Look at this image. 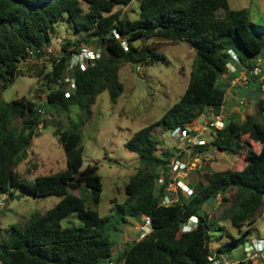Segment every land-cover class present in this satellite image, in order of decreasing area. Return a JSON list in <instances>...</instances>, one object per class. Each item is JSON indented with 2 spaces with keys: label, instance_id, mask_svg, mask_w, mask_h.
Wrapping results in <instances>:
<instances>
[{
  "label": "trees",
  "instance_id": "trees-1",
  "mask_svg": "<svg viewBox=\"0 0 264 264\" xmlns=\"http://www.w3.org/2000/svg\"><path fill=\"white\" fill-rule=\"evenodd\" d=\"M132 1L0 0V90L4 91L15 81L19 63L29 54L28 48L50 46L60 21L67 20L76 32L86 34L82 39L67 40L60 55L52 59L51 69L44 76L46 82L38 88V95L42 91L47 94L45 105L25 97L0 100V196L13 197L21 189L34 197H61L47 211L34 212L23 225L0 228L6 234L0 233L3 264H104L109 260L115 264H207L214 249L210 244L212 221L205 212L206 206L218 200L220 194L225 202L221 217L230 218L240 231L254 223L263 207L264 123L254 114H246L242 121H227L224 128L214 130L216 137L211 143L186 145L179 154L160 150L162 141L154 129L160 126L174 137L172 133L176 129H185L201 116L219 112L231 83L223 75H229L230 80L236 76L228 64L238 61L246 68L255 66L248 60L264 53V24L252 21L248 8L232 9L229 0H138V18L114 9ZM220 9L224 10L223 16L217 14ZM116 33L127 39V49ZM157 37L186 42L196 51V58L178 102L168 105L159 120L139 129L125 143L139 155L141 165L125 185L128 201L119 204L114 214L124 222L128 221L127 215L137 219L147 216L152 224L145 238L125 242L118 249L108 230L114 214L102 216L87 205V201L100 204L103 182L97 164L83 168L82 127L92 117L91 104L100 93L108 91L111 101L116 103L124 92L120 80L124 63L149 65L164 59L153 45L136 44ZM82 44H95L103 50V55L86 71L69 70L77 87L66 96L60 79L66 75L72 51ZM44 54L45 51L38 57ZM46 107L47 111L52 108L70 111L78 107L82 116L77 121L71 120L66 130L52 123L63 146L67 168L33 178L36 164L32 167L27 164L24 172L19 167L29 158L40 126L48 125L42 118ZM17 118L22 119L20 128L14 125ZM244 135L250 140L245 142L249 146L242 154L245 165L209 171L196 186L189 182L193 188L191 195L181 194L169 206L162 204L173 177L168 167L173 157L184 159L182 155L187 148L203 152L209 145L241 154ZM159 168L164 170V179L157 187ZM74 189L82 194H74ZM229 190L233 193H228ZM85 191L88 193L83 195ZM192 216L199 219L197 227L183 231ZM231 236L217 252L233 253L240 247L242 251L244 244L250 242L243 236ZM252 263L251 260L237 264Z\"/></svg>",
  "mask_w": 264,
  "mask_h": 264
},
{
  "label": "rangeland",
  "instance_id": "rangeland-1",
  "mask_svg": "<svg viewBox=\"0 0 264 264\" xmlns=\"http://www.w3.org/2000/svg\"><path fill=\"white\" fill-rule=\"evenodd\" d=\"M229 4L232 9L248 8L251 12V20L264 24V0H229ZM85 9H87L86 5ZM114 9H120L130 18L139 17L138 0H133L127 6H116ZM217 14L223 16L224 10H218ZM85 35L84 31L76 32L67 20L60 21L50 46L46 48L47 50L51 49L52 53H49L48 50L40 58L33 57L28 62L19 63V74L10 86L4 91L0 90V100L11 101L15 98L25 97L36 101L39 105L41 103L45 105L46 92L42 91L39 95L38 92L46 82L44 76L51 69L52 59L56 55H60V49L67 40L82 39ZM144 42L153 45L164 59L149 65L134 66L132 63H124L120 71L124 92L116 103L111 101L108 91L100 93L96 101L91 104L92 117L82 127V144L85 147L83 168L88 164H97L99 166L98 173L102 176L103 182L100 204L96 205L87 201V205L98 210L102 216L113 215L119 204H125L128 201L125 185L141 165L139 155L127 148L125 143L139 129L159 120L168 105L178 102L187 87L196 58V51L184 41L174 42L157 37L142 42L139 40L136 44ZM249 60L252 63L256 61L253 57H250ZM247 84L249 83L237 82L234 88ZM50 86L52 88L53 84ZM237 91L238 93H234L235 99L245 97V105L249 103L248 99H255L253 109L249 110L245 107V113L252 112L264 123V111L260 115L258 96L255 93H249L251 91H242L240 88ZM260 99L264 98L260 97ZM81 116L82 111L78 107H72L70 111H60L56 108L47 111L46 107L42 118L48 122V125L45 124L38 129L29 151V158L20 164V170L24 172L27 164L29 167L36 164L37 170L34 172L33 178L37 175L65 170L67 159L59 137L54 132V124L60 129L66 130L69 129L71 120L77 121ZM14 125L20 128L22 119H15ZM194 125L199 127L197 121ZM154 132L162 141L160 150L176 152V154H179L180 151L183 152L185 143L172 137L169 130L156 126ZM215 137L214 130L208 131L204 135L206 143H211ZM246 141L250 140L247 135H244L242 137L243 146L240 149L241 154L234 151H221L213 145H209L203 152H193V149L187 148V152L183 153L182 158L195 163L196 168L188 173L184 178L185 181L194 183L196 186L200 180H204V174L209 171L238 168L245 165L246 162L242 154L247 152V146H249L245 143ZM169 163L168 167H170ZM158 173L157 187L164 179V170L159 168ZM174 175L172 173V176ZM72 192L76 195L82 194L79 189H74ZM87 193L85 191L83 195ZM228 193H233V190H229ZM0 198L5 199V206L0 212V228L2 229L8 228L11 224L23 225L34 212H45L61 199L60 196L34 197L21 189H17L13 197L10 194H4ZM224 204L225 202L220 197L205 208V212L212 221L210 244L214 251H217L223 243L230 241L231 235L236 238L243 236L247 241L264 238V204L254 223L243 226L242 231L232 224L230 218L221 217ZM226 204L228 205V203ZM126 217H129L128 221L124 222L114 214L109 223L108 230L111 233V239L115 241L118 249L119 246L123 247L124 243L133 236L138 235L133 217L128 215ZM115 227L118 228V231L114 230ZM0 233L6 235L5 231H0ZM239 249L230 253L229 256L234 259L238 258ZM0 264L3 263L0 261ZM252 264H264V260L253 261Z\"/></svg>",
  "mask_w": 264,
  "mask_h": 264
},
{
  "label": "built area",
  "instance_id": "built-area-1",
  "mask_svg": "<svg viewBox=\"0 0 264 264\" xmlns=\"http://www.w3.org/2000/svg\"><path fill=\"white\" fill-rule=\"evenodd\" d=\"M116 37L121 42L123 47L127 49V39L120 36L116 33ZM77 48L73 47L72 49ZM49 50V48H48ZM46 48H28L29 54L25 60L28 62L29 59L33 57H38L44 51H48ZM52 53L50 49L48 51ZM103 55V50L100 47H97L95 44H82L78 50L72 51L71 57L67 62V72L64 78L60 79L62 83V89L65 90V95L70 96L75 92L77 83L75 78L70 74L69 70L79 68L81 71H86L89 67H94ZM233 57L236 58V55L233 53ZM253 77L260 81L262 88L264 89V59L261 56L257 57V64L253 68H246L245 71L239 76L238 81L248 83L249 78ZM246 103V98L242 97L239 99V104L244 105ZM39 112L44 113L43 109H39ZM196 121L199 124L194 125ZM194 123L188 125L185 129L178 128L172 134L174 137L178 138L180 141L185 143V146H194L200 145L205 142L203 136L206 132L222 129L225 127L227 120L225 118V107L224 104L221 106V109L217 113H213L205 120H196ZM171 173L175 174L172 177L171 182L167 187V194L163 196L162 204L169 206L177 202L181 194L191 195L193 193V188L191 184L186 180L185 177L188 173H191L196 164L192 163L186 159H179L173 157L169 163ZM163 182V181H162ZM220 198L221 195L219 194ZM5 206V199L0 198V211ZM143 223L139 229L138 239L145 238L151 232V218L145 216ZM198 217L192 216L187 224L182 228L183 231H191L197 227ZM230 253L227 252H217L214 251L208 256L207 264H237L240 261L249 262V261H259L264 260V238H259L244 244L242 251L238 258L234 259L229 256ZM108 264H115L113 260H109Z\"/></svg>",
  "mask_w": 264,
  "mask_h": 264
},
{
  "label": "crops",
  "instance_id": "crops-1",
  "mask_svg": "<svg viewBox=\"0 0 264 264\" xmlns=\"http://www.w3.org/2000/svg\"><path fill=\"white\" fill-rule=\"evenodd\" d=\"M263 59H264V53H262L260 55ZM256 62V63H255ZM254 63L251 62V60H248L249 64L252 65H256L257 64V59ZM246 67H243L238 61L232 63V65H230V71L236 73V76L234 78H232V80L229 79V75L225 74L223 75V78L228 79L231 83L227 86V91H226V95H225V103H224V107H225V118L227 121L230 120H243L246 116V114H253L252 112H248L245 113L246 109L252 110L254 107V100L255 99H248L247 101L249 102L248 104L251 103V105H243L241 106L239 104V99H235L234 93H238V88H240V90H245V91H251L249 93H255L259 99H257L258 103L260 104V101H264V99H260V97L264 98V89L262 88V86L260 85V81L258 79H255L253 77H251V82H248L249 84L245 85V86H237V88H234L235 84L237 83V80L239 78V76L245 71ZM242 83V82H240ZM245 84V83H244ZM251 100V102H250ZM212 115V114H210ZM210 115H203L199 118V120H204L205 118H208ZM261 115V112H260ZM242 117V118H241ZM260 122H262L261 118L259 119ZM263 123V122H262ZM134 219V226L135 228H137V231L139 233V229L141 227V224L143 223V219L144 216L137 219V218H133ZM130 240H138V235L133 236V238H131ZM129 240V241H130ZM121 247L119 246V249ZM241 251V249H239ZM234 253V252H233Z\"/></svg>",
  "mask_w": 264,
  "mask_h": 264
},
{
  "label": "clouds",
  "instance_id": "clouds-1",
  "mask_svg": "<svg viewBox=\"0 0 264 264\" xmlns=\"http://www.w3.org/2000/svg\"><path fill=\"white\" fill-rule=\"evenodd\" d=\"M235 58V57H234ZM236 59V58H235ZM230 65H232V63H230V64H228V68L230 69ZM237 82H239L238 80H237ZM261 85V84H260ZM245 105V104H244ZM241 106H243V105H241ZM213 114V113H212ZM257 240V239H256Z\"/></svg>",
  "mask_w": 264,
  "mask_h": 264
}]
</instances>
